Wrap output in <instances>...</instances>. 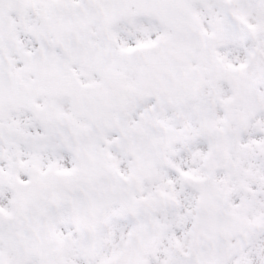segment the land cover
I'll use <instances>...</instances> for the list:
<instances>
[{"label": "snow or ice", "instance_id": "obj_1", "mask_svg": "<svg viewBox=\"0 0 264 264\" xmlns=\"http://www.w3.org/2000/svg\"><path fill=\"white\" fill-rule=\"evenodd\" d=\"M0 264H264V0H0Z\"/></svg>", "mask_w": 264, "mask_h": 264}]
</instances>
